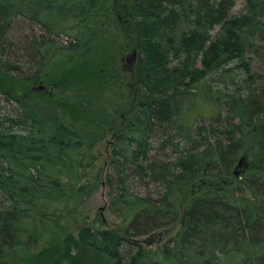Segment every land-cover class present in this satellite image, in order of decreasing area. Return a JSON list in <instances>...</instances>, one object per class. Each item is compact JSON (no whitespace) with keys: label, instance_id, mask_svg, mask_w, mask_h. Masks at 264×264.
Masks as SVG:
<instances>
[{"label":"trees","instance_id":"1","mask_svg":"<svg viewBox=\"0 0 264 264\" xmlns=\"http://www.w3.org/2000/svg\"><path fill=\"white\" fill-rule=\"evenodd\" d=\"M238 1L123 0L112 12L129 21L136 113L112 130L104 176L120 234L84 233L113 264H264V159L233 175L251 142L264 144V0L235 11ZM109 15L105 0H0V264L24 262L38 242L63 247L92 193L84 138L56 109L37 114L27 93L49 66L91 58ZM197 181L205 190L182 204Z\"/></svg>","mask_w":264,"mask_h":264},{"label":"rangeland","instance_id":"2","mask_svg":"<svg viewBox=\"0 0 264 264\" xmlns=\"http://www.w3.org/2000/svg\"><path fill=\"white\" fill-rule=\"evenodd\" d=\"M122 1L105 0L110 15L101 33L99 49L91 58L77 61L72 67L49 66L45 69L42 80L27 93L28 100L37 114H46L56 109L61 118L76 126L84 138L85 145L81 150L83 158L88 160L90 156H93L95 165L91 176L92 193L77 209L76 223L66 234L67 243L63 247L60 244L57 248L38 242L24 262L19 264H113L114 262L103 250L106 245L95 238H86L87 234L84 230H90L91 227L98 231L106 230L120 234L119 219L109 210L104 176L113 137L112 130L124 126L136 113L130 90L133 47L129 21L124 20V16L117 15V12L112 13L118 9ZM241 6L242 0H239L234 10H240ZM83 62L85 64H82ZM86 63L90 66L87 67ZM88 68L91 70L88 71ZM203 109L210 114V111ZM103 130L104 138L88 150L85 147L88 144L87 133L101 134ZM260 141V137L256 138L243 151L240 156L243 158V164L237 167V162L233 168V171L238 173L237 176L234 175L235 177L240 178L247 168L259 165L260 159H264V144ZM226 180L223 181L224 186L230 182V179ZM214 182L213 180L205 181L206 185ZM199 184L200 182H195L180 195L179 200L182 204L190 196L205 190V187ZM177 227L178 224H175L144 239L146 247L154 249L172 237ZM80 234L84 236L82 240ZM62 253L63 258L52 263L56 257L60 258Z\"/></svg>","mask_w":264,"mask_h":264},{"label":"water","instance_id":"3","mask_svg":"<svg viewBox=\"0 0 264 264\" xmlns=\"http://www.w3.org/2000/svg\"><path fill=\"white\" fill-rule=\"evenodd\" d=\"M242 162H243V158H241V159L239 160V162H238V164H237V167H239V166L242 164ZM234 173H235L236 176L238 175L237 172H234Z\"/></svg>","mask_w":264,"mask_h":264},{"label":"bare ground","instance_id":"4","mask_svg":"<svg viewBox=\"0 0 264 264\" xmlns=\"http://www.w3.org/2000/svg\"><path fill=\"white\" fill-rule=\"evenodd\" d=\"M133 56H134V53H133ZM132 59H133V58H132ZM240 159H241V158H240ZM240 159H239V160H240ZM239 160H238V162H239ZM242 164H243V162H242ZM242 164H241V165H242ZM241 165H240V166H241ZM235 172H236V171H235ZM233 175H235L234 171H233Z\"/></svg>","mask_w":264,"mask_h":264}]
</instances>
